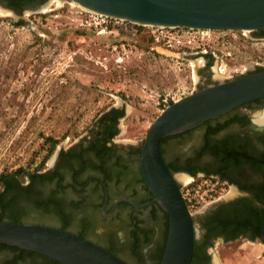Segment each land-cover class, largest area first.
I'll return each mask as SVG.
<instances>
[{"label": "rangeland", "instance_id": "374dc122", "mask_svg": "<svg viewBox=\"0 0 264 264\" xmlns=\"http://www.w3.org/2000/svg\"><path fill=\"white\" fill-rule=\"evenodd\" d=\"M47 2L46 9L19 16L0 10V191L2 177L27 186L32 173L47 172L58 150L85 137L112 108L124 110L116 141L142 142L159 114L199 88L208 70L200 51L169 47L148 34H99L67 0ZM237 35L226 50L230 56L208 55L213 78L248 73L240 63L264 68V39ZM178 179L192 213L228 193L214 179ZM31 204L3 212L4 219L65 223L55 203ZM148 217L144 226L160 227L157 216ZM210 253L211 264H264L259 242L219 240Z\"/></svg>", "mask_w": 264, "mask_h": 264}, {"label": "flooded vegetation", "instance_id": "af4514ba", "mask_svg": "<svg viewBox=\"0 0 264 264\" xmlns=\"http://www.w3.org/2000/svg\"><path fill=\"white\" fill-rule=\"evenodd\" d=\"M47 1L21 0L15 7L5 1L0 4L21 15L39 9ZM249 34L264 39V30ZM204 55L208 70L199 88L214 82L208 55L215 57V54ZM122 118L118 113L103 121L101 117L85 137L62 149L47 171L55 177L53 183L32 179L28 182L26 187L34 190V203L44 202V198H49L45 199L48 200L45 206L58 203L64 210L65 223H25L72 232L128 264H161L168 244L170 218L157 203L142 208L135 206L151 202L154 196L145 182L139 160L143 143L116 141ZM160 147L172 174L186 175L194 181L200 177L214 179L217 188L228 189L225 196L212 201L193 218V258L197 255L194 264H211L210 250L219 240L222 244L242 240L264 245V98L192 130L166 137ZM54 187L61 188L57 192ZM148 216H157L160 227L144 226ZM0 264L62 263L0 244Z\"/></svg>", "mask_w": 264, "mask_h": 264}, {"label": "water", "instance_id": "95a60500", "mask_svg": "<svg viewBox=\"0 0 264 264\" xmlns=\"http://www.w3.org/2000/svg\"><path fill=\"white\" fill-rule=\"evenodd\" d=\"M67 1L84 11L143 27L237 30L247 34L264 30V0ZM48 5L49 2H46L35 11L44 10ZM1 9L19 16L2 4ZM240 64L250 70L253 67L251 64ZM213 79L212 84L197 88L166 107L142 141L139 160L154 199L135 206L142 208L157 203L169 215V238L161 264H191L194 252L193 218L197 214L191 212L178 176L171 173L163 159L161 141L264 98V71L248 72L231 78L216 76ZM59 153L60 150L57 151L56 159ZM0 244L36 252L62 264H128L72 232L35 224L0 221Z\"/></svg>", "mask_w": 264, "mask_h": 264}, {"label": "built area", "instance_id": "2783aa9c", "mask_svg": "<svg viewBox=\"0 0 264 264\" xmlns=\"http://www.w3.org/2000/svg\"><path fill=\"white\" fill-rule=\"evenodd\" d=\"M80 13L85 14V20L92 25L96 31L101 33H128V34H148L156 42H164L169 47L186 48L200 51L202 53L226 52L231 42L237 41V30H203L190 28L162 29L143 27L129 21L113 19L107 16L93 14L80 9ZM242 32V31H241ZM114 50H118L117 47Z\"/></svg>", "mask_w": 264, "mask_h": 264}, {"label": "trees", "instance_id": "16d2710c", "mask_svg": "<svg viewBox=\"0 0 264 264\" xmlns=\"http://www.w3.org/2000/svg\"><path fill=\"white\" fill-rule=\"evenodd\" d=\"M6 1L7 4H9L11 7H15L17 6V3H19L21 0H3ZM27 1H31V0H27ZM21 13V12H19ZM264 71V68H258L255 72L252 73H256V72H261ZM241 76V75H240ZM238 77V76H237ZM115 113H118L120 115V117H123L124 115V110H120V109H116V108H112L111 110H109L108 112L104 113L102 116L101 121H103L106 118L111 117L112 115H114ZM116 121H113V124L115 126ZM116 131H114L112 133V137L115 136ZM15 177H2L1 179V183L3 185V190L0 191V208L2 209V212L0 214V221L1 222H10V223H17V224H26L25 222L21 221L18 218V215L16 216V218H13L11 220H6L4 219V215L2 214L3 212L6 213L10 210L12 211H24L22 208V202L23 204L25 202L29 203L30 205L32 200H33V196H34V190L32 191L31 188L28 189V187L26 186H22L19 182H17V179H14ZM30 179L32 180H39V181H43V182H50L53 183L55 179V177L53 175H51L50 172H35L32 173L30 175ZM62 184H60L59 186H61ZM61 188V187H59ZM59 188L54 187L55 191H59ZM12 191H15L16 193L12 194ZM21 201V202H20ZM54 203V202H52ZM56 204V208L58 211H60L61 214H64V210H62L60 208V206L58 205V203ZM36 207H42L45 206L46 204L44 202H37L34 204ZM18 208V210H13L14 208ZM157 214V213H156ZM197 260V255L195 254V257L193 258V264L194 262Z\"/></svg>", "mask_w": 264, "mask_h": 264}]
</instances>
